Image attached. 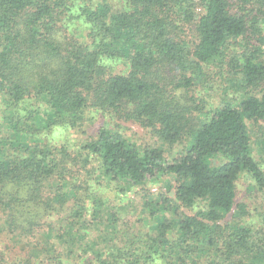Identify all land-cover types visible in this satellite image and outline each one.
I'll use <instances>...</instances> for the list:
<instances>
[{"label":"trees","instance_id":"16d2710c","mask_svg":"<svg viewBox=\"0 0 264 264\" xmlns=\"http://www.w3.org/2000/svg\"><path fill=\"white\" fill-rule=\"evenodd\" d=\"M263 22L264 0H122L119 8L109 0H0V236L50 240V222L70 199L78 206L57 245L36 244L25 259L0 245V264H65L57 249L64 246L77 264H151L165 257L166 247L178 253L169 254L170 264H197L194 254L207 247L226 264H264V243L243 223L246 205L236 202L243 173L264 192V167L253 155L247 122L264 121ZM119 61L123 72H115ZM211 64L248 94L210 108L203 88ZM89 111L139 123L169 151L185 147L171 157L162 146L138 144L106 125L76 150L42 139L57 127H81ZM84 171L109 186L173 175L175 220L159 223L147 251L94 250L85 257L76 243L81 219L74 221L88 207ZM200 203L205 207L195 214L178 208Z\"/></svg>","mask_w":264,"mask_h":264},{"label":"rangeland","instance_id":"374dc122","mask_svg":"<svg viewBox=\"0 0 264 264\" xmlns=\"http://www.w3.org/2000/svg\"><path fill=\"white\" fill-rule=\"evenodd\" d=\"M109 2L115 8H119L122 5V0H109ZM262 27H264V25ZM261 38H263V41H258V43H261L260 45H262L264 49V34ZM235 47V52L242 51L243 49L242 45ZM218 70L219 68L216 64H211L207 68L209 80L204 84L203 92L208 96L210 108L220 104L222 99L228 100L235 97H237V99H242L245 93H247L244 88L239 89L233 86L229 79L217 75L216 72ZM123 71H125V64L122 61L115 63V72ZM238 101L239 100H237V102ZM3 106L4 102L2 103L0 96V116L3 114ZM247 122L252 137L251 147L253 155L264 167V121H261L258 125L249 119H247ZM105 125L118 128L129 139L138 144L162 146L166 155L171 157L177 155V153L185 147V143L176 144L173 149L169 151V145L155 137L147 127L131 121L118 120L113 118L112 115L100 111H89L87 119L79 128L57 127L52 131L43 133L41 137L44 141L50 142L53 145L61 146L64 144L76 150L80 148L84 142L92 139L98 128ZM4 134L5 133L0 132V139ZM79 167H81V165L73 166L77 174L81 173V171H78ZM81 170H88V168ZM82 173L84 174V178H82L80 182L84 180L83 185L86 188L84 193L87 196L86 201L88 207L83 211V216H81V218L76 216L74 221L78 223L81 219V227L79 230L81 231L80 236L82 235V238H79L80 240H77L76 243H81L82 248H79V250L85 257H89L94 250L103 251L104 253L109 252L110 254H117L123 249H133V253L147 251V249H150L147 242L158 237L159 223L164 219L170 221L176 218L174 210L179 206V202L176 198L177 182L173 175L153 179L145 184L137 185L125 183L124 186L122 184L109 186L102 177L94 174L93 179H89L90 176L87 175L86 177L85 171ZM86 179L88 180L85 181ZM121 186L124 190H121ZM237 192L236 202L246 205V215L243 218V223L251 225L254 236L257 238L260 237L264 243V192L256 190L254 187V180L248 173H243L239 178L237 182ZM102 199L107 201V207L105 206L102 208L100 205L95 206V201H100ZM162 199H166L164 200L165 202ZM204 207L205 205L200 203L192 208L183 206L178 208L187 214H195ZM97 208L100 209L98 220L95 219L94 216ZM73 210L77 211L78 206L75 200L70 199L60 211V214L55 216L56 220L50 222L52 225L51 233L53 234L50 240H48L47 236L45 237L40 234L32 238H24L22 239L23 241L16 238L9 239V236L2 235L0 236V245L5 251L9 252L10 255H22L24 259L27 258L25 252H28L31 247H35L36 244H40L39 249L42 250H45V247H48L49 244L57 245L58 233L64 232L59 229H62V227L66 225L67 221L65 220L72 214ZM113 213L115 214L114 216H112ZM231 218L232 213L228 215L226 220L221 221V224L225 225ZM110 221L114 222V226L108 225L111 223ZM234 224L235 223L232 225ZM77 227L79 228L78 225ZM227 233L228 231L224 232L223 238H225ZM167 235H170L171 238H178L176 233L170 234L169 232ZM144 244H146V246H144ZM64 247L65 248L57 249L63 251L66 257L64 260L65 264H77L74 255L68 251L70 248ZM198 248H201V246L195 245L193 249L197 251ZM155 250L163 252L164 248L155 247ZM173 250L166 247L164 251L166 253L165 257L162 256L151 264H170L169 261L171 260H169V254L170 256L172 255V257H177L178 255V253L173 252ZM54 253L52 252V254ZM52 254L49 253V255ZM194 257L197 264H226L221 255L216 253L215 250L209 249V247L204 250H199L194 254ZM34 261L33 259V262ZM187 264H192L190 259L187 261Z\"/></svg>","mask_w":264,"mask_h":264}]
</instances>
